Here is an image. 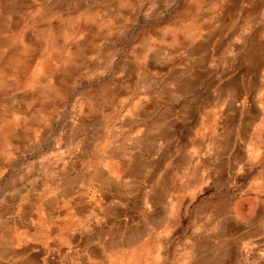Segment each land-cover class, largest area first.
<instances>
[{
    "label": "rangeland",
    "instance_id": "obj_1",
    "mask_svg": "<svg viewBox=\"0 0 264 264\" xmlns=\"http://www.w3.org/2000/svg\"><path fill=\"white\" fill-rule=\"evenodd\" d=\"M224 117L225 147L243 134L258 140L264 169V0H0V198L72 168L65 144H84L89 169L111 149L125 152L140 125L166 132L169 118L216 125ZM113 167L119 176L131 169ZM192 176L182 174L180 200L170 204L166 264L220 250L197 226ZM241 181L231 178L225 191L233 263L257 247L233 221L238 201L250 199L233 189Z\"/></svg>",
    "mask_w": 264,
    "mask_h": 264
},
{
    "label": "crops",
    "instance_id": "obj_2",
    "mask_svg": "<svg viewBox=\"0 0 264 264\" xmlns=\"http://www.w3.org/2000/svg\"><path fill=\"white\" fill-rule=\"evenodd\" d=\"M163 127L165 133L140 125L125 152L111 149L89 169L81 161L84 144L72 149L65 144L64 160L72 168L51 180L40 174L6 190L0 198V264H166L167 216L176 195L180 200L182 174L193 175L188 194L202 202L197 226L204 224L208 243L220 245L186 264H264V169L258 140L243 134L225 147V117L216 125L169 118ZM118 161L131 167L124 176L114 171ZM231 178H241L233 189L241 188L250 198L235 208L238 236L257 245L236 263L225 253V241H230L225 191L233 185ZM154 243L163 249H154Z\"/></svg>",
    "mask_w": 264,
    "mask_h": 264
}]
</instances>
